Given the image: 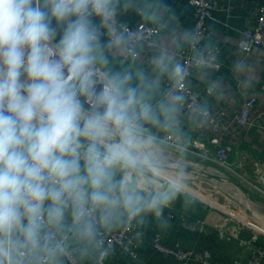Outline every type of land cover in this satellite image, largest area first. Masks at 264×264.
<instances>
[{
	"label": "clouds",
	"instance_id": "obj_1",
	"mask_svg": "<svg viewBox=\"0 0 264 264\" xmlns=\"http://www.w3.org/2000/svg\"><path fill=\"white\" fill-rule=\"evenodd\" d=\"M177 23L167 0H0V264H104L194 204L225 83L213 33Z\"/></svg>",
	"mask_w": 264,
	"mask_h": 264
},
{
	"label": "crops",
	"instance_id": "obj_2",
	"mask_svg": "<svg viewBox=\"0 0 264 264\" xmlns=\"http://www.w3.org/2000/svg\"><path fill=\"white\" fill-rule=\"evenodd\" d=\"M214 1L216 8L212 10L210 18L205 22V33H213L214 39L220 46L222 67L217 76L225 83L223 98L214 104L226 103L237 107L247 93L264 92V45L255 46L246 57H243V53L240 54L236 47V42L243 30L255 25L256 21L252 12L256 6L264 5V0ZM167 3L178 17L177 28L192 29L194 13L187 1L167 0ZM129 19L134 20L135 18L129 17ZM260 36L264 40V31ZM237 60H242L248 65L253 77L251 86L246 89L239 86L231 72V66ZM240 155L264 161V128H249L240 145L234 150L230 161L235 162L238 158L240 159ZM255 204L264 208L262 203L255 202ZM212 206L198 197L187 209L178 201L171 209L165 210V216L169 217L170 227L166 231H161L154 225H150L145 230L142 241L135 246L137 254L135 258H131L127 252L117 246L115 254L104 264H174L170 256H165L153 248L152 239L156 233L160 234L161 242L165 246L172 247L179 244L183 248L207 249L210 251L211 260L219 264H236L235 261H239V264H247L249 252L241 242L248 241L256 235V243L260 246L264 245V234L259 233L264 232V225L262 227L259 225L244 226L243 220L228 217L226 213ZM243 213L245 218L250 220L259 218V214L253 212L252 208H250V214H246L244 209ZM224 217L229 218V227L239 226L238 238L226 239L218 235L216 224Z\"/></svg>",
	"mask_w": 264,
	"mask_h": 264
},
{
	"label": "built area",
	"instance_id": "obj_3",
	"mask_svg": "<svg viewBox=\"0 0 264 264\" xmlns=\"http://www.w3.org/2000/svg\"><path fill=\"white\" fill-rule=\"evenodd\" d=\"M186 1L193 8L194 22L192 29L205 33V22L210 18L212 10L216 8L215 1ZM252 14L256 21L255 25L245 28L236 42V47L240 54L243 53V57H246L255 46L264 45V40L260 36L264 31V5L256 6ZM141 27L143 26L141 25ZM251 127L264 128V92L262 91L247 93L237 107L229 106L226 103L214 104L213 119L206 128L194 134L195 139L191 148V166H198L205 173L218 176L220 180L223 178L229 184L228 187L234 190L236 199L239 200H243L241 191L230 184L228 179L241 184L247 193L248 190L252 189L255 194L264 197V161H260L258 158L249 159L247 155H240V159L238 158L235 162L230 161L234 150L240 145L247 130ZM198 161L200 162L198 163ZM201 162L204 164H201ZM246 165L249 166L246 167ZM190 176L193 175L190 173ZM194 177L219 183V180L208 178L204 173ZM204 201L209 203L206 200ZM209 204L212 206L211 203ZM212 207L220 209L215 205ZM220 210L226 213L228 217H234V215L222 209ZM228 217L222 218L216 224L217 233L220 237L226 239L238 238L240 228L239 226L229 227ZM234 218L239 220L236 216ZM259 233L264 234V232ZM255 237L256 235L248 241L241 242L249 252L247 264H261L264 262V245H258ZM152 245L157 252L170 256L174 264H219L211 260L210 251L207 249L183 248L179 244L172 247L165 246L161 242L159 233L154 234ZM135 246H132L127 252L131 258L137 256ZM235 263L239 264V261H235Z\"/></svg>",
	"mask_w": 264,
	"mask_h": 264
},
{
	"label": "rangeland",
	"instance_id": "obj_4",
	"mask_svg": "<svg viewBox=\"0 0 264 264\" xmlns=\"http://www.w3.org/2000/svg\"><path fill=\"white\" fill-rule=\"evenodd\" d=\"M199 162L200 161H198V163ZM202 163L203 162H201V164ZM190 181H191V187L194 190V194L198 198L204 199L209 203L218 206L220 209L234 215V217L236 216L237 218L243 220L242 224H244V226L246 225L249 227L250 225L252 226L253 224L262 227V225H264V208L259 207L258 204L256 205L255 203L251 202L252 204H249V206L250 208L253 209V212L259 214L258 215L259 218L251 219V220L245 218L244 216L245 214L243 213V209H244L243 200L241 199L242 202H240L238 199H236L237 197L234 190L231 189V187H228L229 184H227V182L223 180V178H221L223 184L214 183L209 180H205L203 178L193 177V176H190ZM248 193L251 199H253L259 204L260 203L264 204V197L255 194L254 190L252 189L248 190ZM255 195L256 197H254ZM248 223L251 224L249 225Z\"/></svg>",
	"mask_w": 264,
	"mask_h": 264
},
{
	"label": "water",
	"instance_id": "obj_5",
	"mask_svg": "<svg viewBox=\"0 0 264 264\" xmlns=\"http://www.w3.org/2000/svg\"><path fill=\"white\" fill-rule=\"evenodd\" d=\"M193 169V167L191 166V170ZM205 176L208 178H213L215 180H220V178L216 175H211L208 173H205ZM228 182L230 184H232L235 188H237L239 191H241L242 197H243V204H244V211L246 214H250V206L249 204L255 203L256 201H254L253 199L250 198V196L248 195L246 189L239 183H237L236 181L230 180L228 179Z\"/></svg>",
	"mask_w": 264,
	"mask_h": 264
},
{
	"label": "bare ground",
	"instance_id": "obj_6",
	"mask_svg": "<svg viewBox=\"0 0 264 264\" xmlns=\"http://www.w3.org/2000/svg\"><path fill=\"white\" fill-rule=\"evenodd\" d=\"M192 175H193V177L194 176H197V175H200V174H203L204 173V175H205V171H203L202 169H200L198 166H193V169L191 170V172H190ZM201 183V182H200ZM219 183H222V181L221 180H219ZM223 184V183H222ZM218 192V191H217ZM230 193H231V191H230ZM239 200V199H238ZM240 202H242L241 200H239ZM239 202V203H240ZM257 205V204H256ZM257 229V228H256ZM257 230H259V229H257Z\"/></svg>",
	"mask_w": 264,
	"mask_h": 264
},
{
	"label": "trees",
	"instance_id": "obj_7",
	"mask_svg": "<svg viewBox=\"0 0 264 264\" xmlns=\"http://www.w3.org/2000/svg\"><path fill=\"white\" fill-rule=\"evenodd\" d=\"M208 198V197H207Z\"/></svg>",
	"mask_w": 264,
	"mask_h": 264
}]
</instances>
